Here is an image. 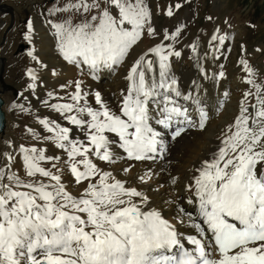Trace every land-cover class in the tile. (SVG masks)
<instances>
[{
    "label": "snow or ice",
    "instance_id": "obj_1",
    "mask_svg": "<svg viewBox=\"0 0 264 264\" xmlns=\"http://www.w3.org/2000/svg\"><path fill=\"white\" fill-rule=\"evenodd\" d=\"M57 13L71 14L59 22L47 21L59 55L94 80L103 71L116 72L143 39L157 35L147 0H67L49 15ZM166 14L173 16V8L168 7ZM180 34L178 28L164 38L175 41ZM33 35L29 19L24 39L31 42ZM225 39L211 37L221 45ZM190 48L198 51L195 43ZM28 55L37 60L33 52ZM180 56L172 44L163 43L139 54L128 67L127 87L116 111L99 91L94 95L99 108L89 105L81 81L72 82L70 102L49 105L87 133L85 141H77L72 127L39 120L51 134L42 139L66 153L65 167L83 191L73 194L68 189L56 163L51 168L42 165L59 157L46 155L43 148L20 145L29 179L12 172L7 163L0 167V264H264V85L247 80L255 92L244 93L238 114L223 129L216 150L192 170L185 185L190 193L186 200L196 206L198 216L179 208L177 219L183 224L180 214L186 216L193 235L180 232L148 205L146 194L96 163L114 164L123 158L113 150L114 137L128 160L163 158L168 144L153 121L169 130L172 140L189 128L206 127L209 117L199 107L198 96L182 93L171 74V58ZM240 64L250 77L255 75L246 60ZM26 75L33 81L29 88H35V71L30 68ZM177 98L196 105L197 120ZM5 158L15 160L11 153ZM129 171L131 166L123 169ZM138 179L147 183L152 179L150 170Z\"/></svg>",
    "mask_w": 264,
    "mask_h": 264
},
{
    "label": "bare ground",
    "instance_id": "obj_2",
    "mask_svg": "<svg viewBox=\"0 0 264 264\" xmlns=\"http://www.w3.org/2000/svg\"><path fill=\"white\" fill-rule=\"evenodd\" d=\"M8 3V0H0V6L2 7H5ZM61 6L62 4L54 2L49 7V12L54 7ZM166 8L167 5L164 3L163 6L157 7L155 12L157 14L166 12ZM66 15L71 14L57 13L53 16V21L59 22ZM35 22L33 23V40L29 43L27 42V45H25L24 55L17 54L19 46L16 49L11 44L10 36L7 33L2 35L5 40L8 39L5 49L14 55L13 61L20 64V66H27L23 71L25 75L24 80L28 81V85L24 87L21 94L27 98H34L37 110L31 120L27 119L26 115H21L20 113L12 117L9 108L10 94L7 91L10 78L3 75L0 77V98L4 100L3 111L6 115V128L0 136V167L7 163L12 172H15L22 179L28 180L29 178L25 175V171L22 174H19L20 171H17L18 165L22 166L19 146L43 148L46 150V155L59 157L55 161H46L45 167L51 168V164L56 163L62 170L63 181L68 189L73 194H79L83 191V186L74 183L73 177L65 167L64 162L67 160L66 153L56 148L52 142L42 139L51 134L39 123V120L46 118L56 121L62 126L72 127V137L77 141H85L87 133L81 128L70 125L59 113L52 110L49 105L70 102L68 98L74 91V84L72 82L81 81L85 101L89 105L93 108H99V105L94 100L95 92L99 91L106 105L113 111L118 110L122 90L127 87V81L124 77L130 63L139 54L147 51L148 48L160 43L167 45L169 40H166L164 37L160 39L146 37L133 49L128 60L116 72L103 71L99 74V79L94 80L87 75L86 71L81 74L75 66L69 65L63 60L56 49L55 40L47 22L42 23L39 19H36ZM229 27L227 24L223 28L220 24L212 28L204 27L199 35H196V37L188 42L186 41L180 48L174 47L175 50L181 52V56L171 58V74L177 79L180 90L182 93L187 94L191 92L194 97L198 96L200 100L199 107L207 112L209 119L206 122V127L203 130H200L198 127L189 128L177 141H173L171 139V132L163 130L161 126L155 125L153 121L154 127L165 133L164 139L168 144V151L163 158H158L155 161L128 160L123 150L118 147V138L114 137L117 140V144L113 150L116 156L123 158L118 159L114 164H107L106 162L96 160L99 167L112 172L117 179L128 181L131 186L146 194L149 198L148 205L153 209L159 210L165 218L172 221L178 230L186 236L193 235L195 232L191 228L186 216L180 214V218L185 221V223L181 224L177 219V215L178 209L184 208L194 218L198 216L196 206L188 204L186 200L190 196V193L185 191V185L189 182L192 170L198 167L201 161L207 159L216 150L223 129L231 124L238 114L240 101L244 93L249 89L255 92V88L248 84L247 80L251 78L254 79L255 83L264 85V80L258 83L255 80V76L250 77L240 64L242 59L246 60L249 67L253 69L258 51H253L249 54L245 52V55L238 60L239 58H236L235 53L233 54L236 51V42L232 40L234 35L232 38L230 36L231 32L236 34L237 29ZM238 27L241 26L239 25ZM6 28L7 26L3 30L7 32L8 29ZM211 30L212 35L226 37L223 45L219 44L218 41H211ZM217 30L219 31L217 32ZM193 43L198 46L196 53H193L190 48V45ZM29 52H33L37 57L36 61H33L28 55ZM2 55L3 52H0V73L3 69L4 56ZM234 57L236 61L235 65L232 66L231 63ZM5 58L10 60L9 56ZM149 58L155 59V57L151 56ZM260 63L261 67L264 68L262 61ZM30 68L35 71L38 77L37 81H35V88H29V84L33 83L26 75L27 70ZM221 71L224 73L223 77L219 76ZM253 71L254 73L256 72L254 69ZM64 85H67V87H62ZM49 93H52V96H49ZM57 97H63V99H57ZM177 99L181 105L188 107L190 114L193 115V119L197 120L196 105L191 100ZM251 102L255 103V100L252 99ZM31 124L35 135L24 131ZM37 137H40V139ZM8 153L15 156L14 161H6L5 154ZM129 166H131V171L127 173L123 172V169ZM52 170L55 171L56 169ZM149 170L152 179L147 183H141L138 177L144 176ZM5 171H8V169H5ZM173 179H175V183H172Z\"/></svg>",
    "mask_w": 264,
    "mask_h": 264
},
{
    "label": "rangeland",
    "instance_id": "obj_3",
    "mask_svg": "<svg viewBox=\"0 0 264 264\" xmlns=\"http://www.w3.org/2000/svg\"><path fill=\"white\" fill-rule=\"evenodd\" d=\"M8 1L9 3L5 7L0 6V52H3L2 56H4V70L2 69L0 77L3 75L10 78L7 91L10 94L9 108L11 116L15 117L16 114L20 113L21 115H26V118L31 120L37 110L36 100L34 98H26L20 94L24 87L28 85V81L24 80L25 75L23 71L27 66H20V64L13 61L14 55L5 49L8 39L5 40L2 35L7 33L10 36L11 44L16 49L19 46L17 54L24 55L25 45L28 42L24 39L26 21L31 19L33 23H36V19H39L42 23H46L48 20H53V16L49 15V7L54 2L60 3L63 6L67 1ZM16 1L17 4L19 3L18 5ZM147 3L153 11L152 24L157 33L156 36L152 37L153 39L163 38L165 34L174 35L178 28L181 29V34L176 40L167 43V45H174L175 48H180L186 41L188 42L196 37V35H199L204 27L212 28L220 24L223 28L227 24L228 28H230L229 26L236 28L237 33L231 32L230 34L231 38L234 35L232 40L236 42L235 48L237 52L235 51L233 54L235 53L236 58L240 59L245 55V52L249 54L253 51H258L253 64V69L256 71L254 76L258 83L264 80V68L261 67L260 63L262 61L264 64V0H147ZM164 3L167 5V8H173V16H167L166 12L159 14L155 12V9L163 6ZM177 4L180 5L179 8H175ZM239 25L241 27H238ZM5 26H7V32L3 30ZM8 56L10 60L5 58ZM235 61L234 57L231 63L232 66L235 65ZM26 128L24 131L28 134L34 133L32 124ZM29 128L32 130L31 132ZM42 165L45 167L46 161L42 162ZM17 171H20L19 174H22L24 171L23 167L18 165Z\"/></svg>",
    "mask_w": 264,
    "mask_h": 264
},
{
    "label": "water",
    "instance_id": "obj_4",
    "mask_svg": "<svg viewBox=\"0 0 264 264\" xmlns=\"http://www.w3.org/2000/svg\"><path fill=\"white\" fill-rule=\"evenodd\" d=\"M3 105H4V101L0 99V135L4 132L5 123H6V116L2 110Z\"/></svg>",
    "mask_w": 264,
    "mask_h": 264
}]
</instances>
